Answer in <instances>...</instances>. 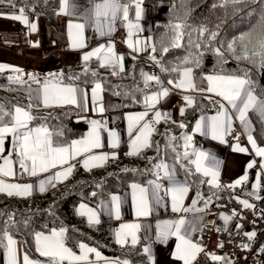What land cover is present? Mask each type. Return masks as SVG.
Wrapping results in <instances>:
<instances>
[{
  "label": "trees",
  "instance_id": "1",
  "mask_svg": "<svg viewBox=\"0 0 264 264\" xmlns=\"http://www.w3.org/2000/svg\"><path fill=\"white\" fill-rule=\"evenodd\" d=\"M3 1L31 15H45L53 26L54 36L63 41L56 29L60 0ZM120 2L133 8V0ZM139 2L150 15L156 14L161 5L168 8L167 20L153 22V57L167 79L175 80L183 68H191L195 101L184 109L179 120L163 119L159 122L151 134L150 146L138 154H128L89 170L77 168L67 180L52 185L41 194L18 196L0 192V235L9 233L16 237L32 255L35 254V235L40 231L59 228L65 230L64 242L74 250H78L79 244L84 241L107 254L127 257L132 262L144 261L141 244H115L95 226L79 217L75 205L79 201L96 204L110 193L124 190L130 182L149 181L159 161L173 160L179 173L188 179L202 199L213 198L212 202H215L225 194L223 188L210 186L206 178L194 168L190 157H185L182 151L183 135L191 131L199 116L220 108L217 101L209 100L205 91H201L207 88L204 79L207 75L242 77L250 81L248 85L253 92L264 97V64L255 55L262 51L260 40L264 38V0ZM177 24L181 25L179 29L175 27ZM177 43L178 47L175 46ZM245 55L248 59L243 58ZM150 66L147 59L137 58L128 69L121 70L104 66L97 59H89L79 65L65 66L47 77L88 86L101 81L107 112L137 110L142 107L143 95L155 88L153 83L146 84L143 80V70ZM12 86L11 79L0 74V124L11 120L10 114H13L15 106H28L25 97L13 93ZM31 116L33 119L29 126L47 125L55 145H67L81 136L89 126V120L81 118L80 112L73 106L31 108ZM254 119L255 136L262 143L263 121L258 116ZM233 191L250 201L257 198V192L251 188L250 182ZM263 254L264 251L259 254L260 264L262 261L264 264Z\"/></svg>",
  "mask_w": 264,
  "mask_h": 264
},
{
  "label": "crops",
  "instance_id": "2",
  "mask_svg": "<svg viewBox=\"0 0 264 264\" xmlns=\"http://www.w3.org/2000/svg\"><path fill=\"white\" fill-rule=\"evenodd\" d=\"M102 0H68V8L66 11H61L64 7L63 0H60V7L56 19V29L61 38L55 37L53 34V26L51 25L49 19L42 14L31 15L27 11L23 10V19L17 20L13 19V16L21 15V8L14 6L13 4L0 0V65H6L8 67L0 70V74H5L13 83L12 91L14 94L21 95L25 97L28 106L17 105L15 106L13 113L17 107L28 111L31 115V108H49L55 106H73L81 114V118L89 120V126L86 131L79 137L74 138L67 145H55L54 146H70L74 141H79L85 139L89 132L92 130V121L100 122V141L102 147L93 149L90 153H83L76 156L75 158L69 159L68 163L65 165H58L56 168L50 169L48 172L38 173L36 176H30L27 172L23 175L19 167V156L18 148L13 147V136L12 134H7L4 142V151L0 153V156L8 157L11 155L13 160V170L17 175L13 177H0L5 183L14 184H31L32 188L29 194L18 195V196H29L33 194H41L46 192L52 185L59 182L67 180L71 175H73L75 169L83 168L89 170L91 168L101 166L104 163L115 160L117 158L128 155L133 151L131 146V141L137 135V131L134 129L132 135L128 133L129 117H135L137 114L143 113L146 110L148 115L145 117L144 121L140 122V127L143 123L151 121V118L155 121V112L159 111L162 114L163 119L179 120L184 112V109L191 106L195 101L196 91L194 88H177L175 85L180 82L183 78V68L181 70L180 76L177 79H167L165 78L161 71L160 74L152 75L149 73L148 69L143 70V74L149 76H155L159 78V83L155 80L149 81L148 83H153L155 88L146 92L142 98V107L137 110H124L107 112L104 102V92L103 84L101 81H96L92 85L74 84L66 83L62 81H57L53 78H48L49 74H54L60 71L65 66H75L79 65L84 60V55L88 52L93 51L101 45L107 48L109 45H114L111 39L115 34L119 35V39L124 45L122 52H118L114 45V51L117 55H121L123 60L121 66H118L121 70L128 69L131 64L137 58L153 59V46H155L154 35H153V22L165 21L168 18V8L161 5L158 11L154 15L147 13L145 6L139 2L141 9V16L138 21L135 20V3H133V8L129 7V21L138 23L139 31L133 30L134 35L131 37L132 43L135 45L136 50L129 47V29L127 27V22L122 18L121 14H118L114 22H112V28L110 34L101 36L100 32L97 30L95 23V5L101 3ZM121 3V2H120ZM122 4V3H121ZM25 19L27 23H25ZM35 25V30H32L31 25ZM76 24H83L84 28L82 31V42L83 47H73L74 38L76 37L77 29L73 27ZM108 28V21H105V31ZM95 37L96 41L94 43L91 40ZM146 42L136 44V41ZM22 46L23 51L21 53L17 52L16 47ZM90 59H97L103 64L96 56ZM20 69L22 71L16 72L13 69ZM145 75H143V80L145 81ZM208 76V75H207ZM19 77V80L15 79ZM35 77V79H33ZM191 78L192 70H191ZM171 81V83H169ZM101 84V90L98 92L97 96L94 98L92 90L95 88L96 84ZM157 83V85H156ZM208 84V83H207ZM47 85L49 90V103L45 104V86ZM157 86V87H156ZM54 87H74L76 91V104L70 103H59L53 102L52 90ZM208 87V85H207ZM250 88L249 85H246ZM162 89H168V95L166 97H161L159 102L155 104L154 108L148 109L144 103L146 96H152L160 92ZM251 90V88H250ZM252 94L257 98L258 101H264V97L257 95L251 90ZM205 96L210 99H215L219 106L224 104L228 109L231 117L230 131L226 132L223 141L219 139H213L212 135L209 133L207 135L201 134L195 131L196 124L201 120V117L210 118L220 111V108L215 112L205 113L199 116L191 131L186 132L183 135V146L182 151L185 153V141L184 136L188 135L192 137L191 144L187 148L191 161L196 159L195 153L198 151H203L209 154L210 157L215 158L218 165H209L214 167L218 172V177L216 182H212L211 175H204L202 171L200 172L207 180L208 184L214 188H222V179L229 180L230 186L240 188L247 185L250 182L251 188L257 192V197L260 194L258 180L256 178V165L259 163L261 167L264 168V157L256 155L255 149L252 147L248 136L251 135L255 139L256 144L260 148H264V142L259 143L255 136V116H258L263 121L264 126V115L256 109H249L246 113V121L248 126L245 127L241 124L238 113L236 109H232L226 101H223L221 97L208 93L205 91ZM185 97L192 99L193 103L189 104ZM213 101V100H211ZM103 107L104 111L101 112L99 109ZM183 109V112H181ZM158 122V123H159ZM152 124L153 129L158 124ZM238 123L241 127V131L237 134L236 141H229V135L233 128V125ZM29 129L36 128H46L49 132L47 125L36 124L29 126ZM11 126L12 118L10 121L0 124V126ZM116 132L119 137V144L116 147L112 146V136L111 132ZM153 132V131H152ZM151 132V134H152ZM151 137V135H150ZM149 137V143H150ZM53 141V140H52ZM237 145L239 147L246 148V152H240L236 150ZM141 148L140 150L144 149ZM139 150V151H140ZM138 151V152H139ZM106 155L108 157L105 161H89V166L86 168L84 166V160L89 156H101ZM165 163L169 166L170 171L173 172L175 180L188 188L187 193L183 199V208L192 209L190 211H173L172 209V198L171 194H166L165 190L170 188L171 182L164 178L163 170L159 171V178L157 175V165ZM0 164H3V160L0 159ZM252 164V167H248ZM74 166V167H73ZM194 168L196 165L193 163ZM68 167H72L71 174L67 178H58L53 180L51 183L45 184V190L40 191V181L48 180L49 177L53 176L57 172H62ZM247 177L246 180H242L240 184H236L237 180H241L243 177ZM155 181L162 187L158 189L159 195L162 197L160 203H156L152 192L154 186L150 183ZM138 185L139 187L148 189L149 201L151 211L148 215L137 216L136 206L133 200L134 189L132 185ZM6 193L7 192H3ZM259 193V194H258ZM113 196H118L120 198V208H119V218L115 215V203L112 201ZM165 197H168L170 208L167 209L165 206ZM212 199L204 198L202 199L197 191H195L188 179L179 173L177 166L173 160H163L159 161L155 166L154 176L147 182H130L126 188L122 191H115L110 193L108 196L101 198L96 204H91L85 201H79L75 205L76 214L83 218L87 223L95 226L104 235L108 236L115 244L121 245L117 242L115 233L120 230L123 224H139L140 227L136 230V235L138 242L136 244H141L143 253L145 254L144 261L132 262L129 258L112 255L105 253L99 247L91 245L87 242H81L79 244V249L74 250L69 245L65 243V246L76 255L82 254L81 244L87 245L90 248L96 249L100 253V258H97L96 253H88L87 261H69L65 260L63 264H183V261L179 260L175 256L176 245L179 240L175 236H170L165 242L158 239L160 228L158 225H162L164 221H176L180 218H184L186 221L185 228L188 229L186 233V238L191 240V236L194 232L198 231L205 223L206 216L203 212V208L206 205H211ZM195 201V204H193ZM81 205H86L85 209H81ZM87 209H94L98 215L99 223H90L87 215H81V212H86ZM176 212V213H175ZM111 213V214H110ZM175 213V214H173ZM60 231L59 228H53L50 231H40L38 233H43L44 235H51L52 231ZM128 231V230H125ZM10 235L9 233H7ZM13 239L17 241V248L20 254V264H23V254L27 253L30 260L40 261L41 264H48V257L42 256L36 247V239H34V252L35 254H30L22 244V242L16 237L10 235ZM36 237V235H35ZM192 242V240H191ZM7 238L4 234L0 235V244H6ZM131 243V238L129 237L128 242ZM126 243V244H127ZM193 243V242H192ZM124 245V244H123ZM150 249V253L144 251L145 248ZM221 257L219 260H213L212 256ZM208 256L211 264H229V259L224 254H213ZM8 256L6 249L0 247V264H7ZM263 263V261H262ZM192 264H200L199 262V252L196 254L195 260Z\"/></svg>",
  "mask_w": 264,
  "mask_h": 264
},
{
  "label": "snow or ice",
  "instance_id": "3",
  "mask_svg": "<svg viewBox=\"0 0 264 264\" xmlns=\"http://www.w3.org/2000/svg\"><path fill=\"white\" fill-rule=\"evenodd\" d=\"M135 3V20L138 21L141 16V9L139 6V0H133ZM64 7L61 11H66L68 8V0H63ZM21 15L13 16V19H23V10L21 9ZM121 14L122 18L127 22V27L129 29V47H132L136 50L135 45L132 43L131 37L134 35L133 30L139 31L138 23L129 21V5L121 4L120 0H102L101 3L95 5V23L97 30L100 32L101 36L108 35L113 30L112 22L116 19L117 15ZM105 21H108V28L105 31ZM25 23L27 20L25 19ZM35 25H31L32 30H35ZM75 27L78 31L76 37L74 38L73 47H83L82 42V31L84 28L83 24H76ZM177 29L181 25L177 24L175 26ZM179 33L177 34V39H179ZM243 39V37H241ZM146 43L141 41H136V44ZM175 46H179L177 43ZM231 48L232 46L229 45ZM261 52L255 53L256 56L261 58V63L264 64V38L260 40ZM153 51L155 47L153 46ZM167 51V49H164ZM219 53V49H217ZM96 56L99 60L103 62L104 66L118 67L121 66L123 57L117 55L114 51V45H109L105 48L104 45L99 46L91 52H88L84 55V60L88 61L91 57ZM241 57H237L240 59ZM244 59H248V56L245 55ZM155 59V57H153ZM6 65H0V70L6 68ZM13 71L19 72L20 69L14 68ZM145 75V74H142ZM10 79H12L10 77ZM19 80V77H15ZM35 79V77H33ZM208 87L202 89L201 91H207L208 93L215 94L222 98L223 101H226L232 109H236L238 113V118L242 125L245 127L248 126L246 121V113L249 109L258 110L261 115H264V101H258L257 98L252 94L250 88H247L246 85L250 81L239 77V76H224V75H208L204 78ZM155 80L159 83V78L155 76L145 75V83ZM171 83V81L169 82ZM101 84L97 83L95 88L92 90L93 97L95 98L98 92L101 90ZM177 88H193L194 84L191 78V69H185L183 71V78L179 83L175 85ZM76 89L74 87H54L52 90L53 102L59 103H70L76 104ZM168 95V89H162L160 92L153 94L152 96H146L144 103L148 109L154 108L155 104L159 102L161 97H166ZM49 90L47 85L45 86V99L44 103H49ZM189 104L193 103L192 99L185 97ZM101 112L104 111L103 107L99 109ZM183 112V109H181ZM12 116V125L11 126H0V153L4 151V142L7 134H12L13 136V147L18 148L19 156V167L21 172H27L30 176H36L38 173L48 172L50 169L56 168L58 165H65L68 163L69 159L75 158L78 155L83 153H90L93 149L102 147L100 141V122L92 121V130L89 132L88 136L79 141H74L70 146H54L52 141V134L46 128H36L29 129L28 123L33 119L30 113L22 108L17 107ZM148 115L146 110L143 113L137 114L134 118L129 117L128 133L131 136L133 130L137 131V135L131 141V146L133 151L129 154H138V151L143 147L150 146L149 137L151 132L154 131L152 124L158 123L163 116L167 114H162L161 112H155V121H147L140 125L141 121L145 120V117ZM0 121H2V116H0ZM183 126V125H181ZM231 126V117L228 109L224 104H220V111L216 115L210 118L201 117V120L196 124L195 131L200 132L201 134H211L213 139H219L223 141L224 135L226 132L230 131ZM112 136V146L116 147L119 144V137L116 132H111ZM192 137L185 135L184 136V147H185V157L189 155L187 148L191 144ZM252 147L255 149L256 155L264 157V148L257 146L255 139L251 135L248 136ZM237 151L246 152L247 149L243 147H236ZM196 159L192 161L196 165L197 171H202L204 175H211L212 182H216L218 177V172L214 167L209 165H218V162L215 161V158L210 157L208 153L203 151H198L195 153ZM0 159L3 160V164H0V177H13L17 173L13 170V160L11 155L8 157L0 156ZM108 157L106 155L101 156H89L84 160V166L87 168L89 166V161H105ZM252 164H249L248 167H252ZM74 167V166H73ZM157 175L159 178V171L163 170L164 178L168 179L171 182V187L166 189V194L170 193L172 198V209L173 211H190L192 209L183 208V199L185 194L188 191L186 185L180 184L175 180V176L172 171H170L169 166L165 163L157 165ZM72 167H68L62 172H57L53 176L49 177L48 180L40 181V191L45 190V184L51 183L53 180L58 178H67L71 174ZM247 177H243L241 180H237L235 183L240 184L242 180H246ZM154 186L152 196L155 199L156 203L162 201V197L157 191L162 186L155 181L150 182ZM232 185L231 187H234ZM133 200L136 206V215H148L151 211L150 201H149V192L148 189L139 187L138 185H132ZM31 184H14V183H5L3 179H0V192H7L8 195L18 194L26 195L31 191ZM112 201L115 203V215L119 218L120 212V198L118 196H113ZM245 207H253L248 204L247 201H241ZM195 204V201H193ZM81 209H85L86 205H81ZM111 214V213H110ZM81 215H87L90 223H99L98 215L94 209H87L86 212H81ZM225 219H230V217H225ZM186 221L184 218H180L176 221H164L162 225H158L160 232L158 239L162 242H165L170 236H175L179 240V243L176 245L175 256L177 259L183 261V264H192V261L195 260L196 254L202 251V248L197 244L191 242L190 239L186 238V233L188 229L185 228ZM140 227L139 224H123L120 227L115 235L117 242L121 245L128 242L129 237L131 238V243L134 245L138 242L136 230ZM128 230V231H125ZM64 229H61L59 232L53 230L51 235H44L43 233L36 234V247L37 251L44 257H48V264H63L65 260L69 261H87L88 253L95 252L97 258H100V253L94 248H90L87 245L81 244L80 248L82 249L81 255L74 254L71 249L65 246L64 242ZM254 236L255 233L246 234ZM7 238L6 244H0V247L6 249L8 262L7 264H20V254L17 248V241L13 239L10 235L5 233ZM222 247V245H221ZM243 247H248L244 245ZM146 253H150L149 248H145ZM264 251V249H262ZM213 260H219L221 257L212 256ZM23 264H41L40 261H33L29 259L27 253L23 254ZM126 264V262H125Z\"/></svg>",
  "mask_w": 264,
  "mask_h": 264
},
{
  "label": "built area",
  "instance_id": "4",
  "mask_svg": "<svg viewBox=\"0 0 264 264\" xmlns=\"http://www.w3.org/2000/svg\"><path fill=\"white\" fill-rule=\"evenodd\" d=\"M111 39L116 50L122 52L124 45L119 35L115 34ZM95 41L94 37L91 42ZM16 50L21 53L23 47L17 46ZM147 60L151 64L148 68L149 73L160 74L155 60L151 58ZM151 121L154 120L151 118ZM240 131V125L235 123L230 132L229 141H236ZM256 171L260 194L255 200L250 201L235 193L229 180L222 179L225 194L211 205L204 206L205 223L191 236L192 242L202 248L199 252L200 264H211L208 256L213 254L226 255L229 264H260L259 254L264 248V168L257 163ZM241 201H247L253 207H245ZM165 206L167 209L170 208L168 197H165ZM225 217L230 219L226 220ZM251 233L255 235H246ZM244 245L248 247L245 248Z\"/></svg>",
  "mask_w": 264,
  "mask_h": 264
},
{
  "label": "bare ground",
  "instance_id": "5",
  "mask_svg": "<svg viewBox=\"0 0 264 264\" xmlns=\"http://www.w3.org/2000/svg\"><path fill=\"white\" fill-rule=\"evenodd\" d=\"M243 8V7H242ZM171 16V15H170ZM234 21V20H233ZM237 25V24H236ZM161 64V63H160ZM162 70H163V68H162ZM167 78V77H166ZM156 85H157V83H156ZM151 86H153V85H151ZM151 86H149V87H151ZM157 87V86H156ZM152 89V88H151ZM259 194V193H258ZM253 197V196H252ZM253 198H255V197H253ZM131 244V243H130ZM136 245V244H135ZM138 245V244H137ZM124 246H125V244H124ZM141 251V250H140ZM263 256H264V254H263ZM261 264H263V263H261Z\"/></svg>",
  "mask_w": 264,
  "mask_h": 264
}]
</instances>
